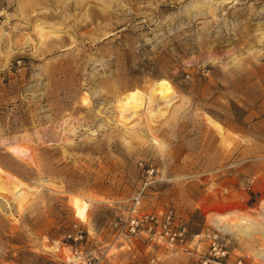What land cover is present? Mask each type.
<instances>
[{"label":"rangeland","instance_id":"374dc122","mask_svg":"<svg viewBox=\"0 0 264 264\" xmlns=\"http://www.w3.org/2000/svg\"><path fill=\"white\" fill-rule=\"evenodd\" d=\"M0 171V264H264V0H0ZM138 196L183 247L118 236Z\"/></svg>","mask_w":264,"mask_h":264},{"label":"built area","instance_id":"2783aa9c","mask_svg":"<svg viewBox=\"0 0 264 264\" xmlns=\"http://www.w3.org/2000/svg\"><path fill=\"white\" fill-rule=\"evenodd\" d=\"M154 173L152 167H145L141 170L142 177H152ZM140 205V196H138L133 199L127 215L115 222L114 226L119 237L144 238L150 243L157 245L166 243L171 247H183L187 243V229L184 225L177 224L173 210L169 209L160 216L151 213L143 214ZM210 249V256L215 259L226 255L223 246L218 242H212ZM88 264L94 263L89 262ZM202 264H209V261H203Z\"/></svg>","mask_w":264,"mask_h":264},{"label":"bare ground","instance_id":"6f19581e","mask_svg":"<svg viewBox=\"0 0 264 264\" xmlns=\"http://www.w3.org/2000/svg\"><path fill=\"white\" fill-rule=\"evenodd\" d=\"M171 89L172 86L169 82L160 80L155 85L151 86L147 93L135 89L124 94L118 101L117 107L132 113H138L145 110L146 115L153 116L155 115L153 109L157 108L158 105H161L166 100H169L168 93L171 91ZM207 120L213 128H215L217 131H221L222 127L219 123L209 117H207ZM18 149L16 152H24V149ZM12 180H14V178L11 175L5 171H0V189H8V183H10ZM19 186H21L20 183L15 185L12 191H15L16 199H23V192H17ZM71 206L75 211V216L81 220H85L88 203L79 197H75L71 200ZM236 228L239 234H246V229L244 226L237 225Z\"/></svg>","mask_w":264,"mask_h":264}]
</instances>
